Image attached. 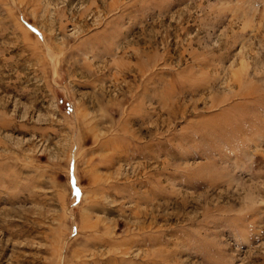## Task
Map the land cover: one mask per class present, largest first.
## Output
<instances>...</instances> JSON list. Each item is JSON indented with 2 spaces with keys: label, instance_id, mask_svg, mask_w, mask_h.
Segmentation results:
<instances>
[{
  "label": "rangeland",
  "instance_id": "obj_1",
  "mask_svg": "<svg viewBox=\"0 0 264 264\" xmlns=\"http://www.w3.org/2000/svg\"><path fill=\"white\" fill-rule=\"evenodd\" d=\"M0 264H264V0H0Z\"/></svg>",
  "mask_w": 264,
  "mask_h": 264
}]
</instances>
